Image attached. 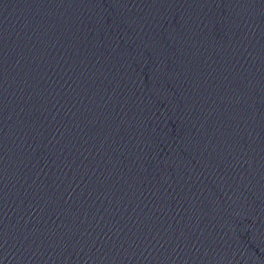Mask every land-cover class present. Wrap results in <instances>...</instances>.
Instances as JSON below:
<instances>
[{
  "label": "water",
  "instance_id": "obj_1",
  "mask_svg": "<svg viewBox=\"0 0 264 264\" xmlns=\"http://www.w3.org/2000/svg\"><path fill=\"white\" fill-rule=\"evenodd\" d=\"M0 264H264V0H0Z\"/></svg>",
  "mask_w": 264,
  "mask_h": 264
}]
</instances>
